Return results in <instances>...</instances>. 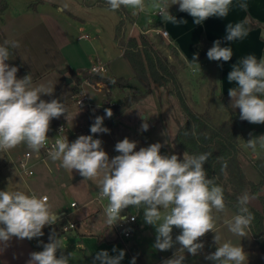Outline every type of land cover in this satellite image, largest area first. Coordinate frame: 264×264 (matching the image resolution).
<instances>
[{"label":"clouds","instance_id":"9594fccd","mask_svg":"<svg viewBox=\"0 0 264 264\" xmlns=\"http://www.w3.org/2000/svg\"><path fill=\"white\" fill-rule=\"evenodd\" d=\"M111 10L131 7L144 11L145 0H106ZM163 20L177 21L170 15L171 5H179V10L188 13L194 24H202L210 17L226 18L234 0H152ZM239 7L247 10V3L239 0ZM247 19L226 25L224 39L228 42L243 39L248 35ZM11 48H18V41H5L0 45V151L14 149L21 144L31 152L39 153L48 144L47 133L52 119L66 114L62 102L41 99L42 95L51 96L54 87L51 82L33 85L31 75L17 78L18 68L10 66ZM207 57L213 61L228 62L233 57L230 46L221 47L220 40L207 51ZM196 62V57H194ZM198 64V63H197ZM227 81L235 83L229 88L231 107L240 110V119L252 124H264V57L259 60L248 55L232 66ZM108 118L113 115L110 108L105 109ZM104 117L96 116L90 127L92 134L108 133L103 126ZM142 123L141 129L147 131L149 124ZM60 129V133L63 132ZM249 148L256 151L264 149V135L253 137L247 142ZM137 142L124 138L115 145L119 153L111 160L102 148L100 139L92 135H80L69 143L66 135H58L48 150L52 161H59L60 167L72 172L76 170L84 180L98 181L99 199L107 200L104 207L106 223L114 226L128 220L122 215L128 208H143V220L155 228L156 239L153 247L159 251H168L178 243L181 247L162 264H184L185 251L193 256L204 249L200 238L206 233H214L217 248L205 256L214 264H245L247 254L241 244L224 240L217 231L216 213H224L226 205L223 188L208 178L204 168L210 153L189 155L186 152L181 160L178 155H162V144L157 142L135 151ZM252 197L248 193L238 198L237 214L224 223L228 232L243 238L247 236L253 214L248 204ZM135 216L132 219L135 220ZM57 213L47 196L25 194L23 191H0V252L8 246L13 237L20 240L39 238L44 235L45 226L59 222ZM173 227L181 230L173 240ZM49 243L43 244V250L30 253L27 264H69V257L57 251L64 248L63 241L55 233L50 235ZM113 251L117 249L113 248ZM125 251L110 256L107 250L96 253L93 264H120ZM130 264H136L133 257Z\"/></svg>","mask_w":264,"mask_h":264},{"label":"crops","instance_id":"0c3cea01","mask_svg":"<svg viewBox=\"0 0 264 264\" xmlns=\"http://www.w3.org/2000/svg\"><path fill=\"white\" fill-rule=\"evenodd\" d=\"M151 1L152 0H145L144 11L146 13H148L146 2L149 4ZM49 2V0H36V2L32 3L27 2L20 11L14 9L13 0H8V8L1 16V32L6 41L19 42L18 48H9L16 55L20 62L19 64L23 67L27 75H32V70L26 60L30 61L29 53L36 44L43 41V34L45 32L49 33L51 40L58 46V54L61 56L62 60L60 59L44 70L45 74L50 73L53 75L51 83L55 85L54 90L58 89V93L53 96H48L46 101L50 102L52 99H57L62 102L66 108L65 115H62L58 119L54 118L50 122V130L47 136H53L56 132L57 125L60 123H68L72 127H79L94 122L95 118L92 120L94 111L92 115L89 113H85L84 115L80 114L78 113V108L74 104L72 99L74 95L71 94L77 83L72 75V71L80 74L82 70H90L94 65L102 62L89 60V57H87L86 54L82 55L78 47L74 45L77 41L79 42L87 37L86 34L79 36L75 41L63 28L59 26L58 28H53V30L50 28L47 20H51L52 22L56 21L54 19H58L59 14L60 16L65 14V11H68V13L73 16H75V14L63 7H52ZM244 2L248 5L247 10H243L239 7V0H234V4L230 8L229 15L226 18L213 16L199 25L194 24L193 18L188 13L180 11L179 5H171L168 11L177 21H164L162 17L158 16L157 18L149 19L144 27L150 28L155 21L158 23L163 21V25L160 26V28H164L168 31V38L166 39L175 44L185 63L193 70L194 68H203L205 65L203 61L195 62L194 59V57H196L197 60L199 57L195 44L200 40L202 34H205L207 38L213 42L220 40L221 47L230 46L233 50L232 59L228 62L221 60V67L218 69L220 90L223 94H226L229 88L236 87L235 83H229L227 81L228 74L232 70L233 65L248 55H255L258 60L264 57V0H244ZM168 4H171V0H168ZM92 6L94 5L92 4ZM58 10H62V12ZM128 10L134 18V24H137L138 17H135L129 8ZM141 12L142 11H139V14ZM245 19H247V28L250 21L257 24L258 27L248 29V35L243 39L233 42L226 41L224 39L226 25L228 23L235 24ZM41 24H44L45 28L40 27ZM142 27L137 24V28L139 29L138 32L136 34L132 33L130 36H137L140 34L143 31ZM45 44H48L47 40ZM106 72L108 76H110L108 69ZM66 77H71L72 82H67L65 80ZM31 78L33 81L32 76ZM86 85L94 86L92 83L84 80L82 84H80V92H85L83 90ZM65 98L67 99L64 100ZM104 100L105 99H103V101ZM72 107L73 111L71 112ZM250 125L257 127L256 124L251 123ZM249 149L250 156L253 158L261 156L253 152L251 148ZM9 163L10 160L7 157L0 155V183L3 182L5 185H9L12 180ZM15 165L17 166L16 161ZM34 169L35 174L30 176L31 178L28 177L29 181L26 183V187H28L30 193L25 189L21 191L29 195L35 194L38 197L47 195L49 203L52 201V211L57 213V216L60 218L59 221L61 219H67V222L74 221L77 224L74 230L56 235L63 241L64 245L62 250L57 251V257L59 258L61 254L67 256L71 253L69 264H93L96 253L102 250H107L110 256L118 255L119 250H124L125 256L120 264H130L133 257H136V264H162L165 259L171 258L181 247L176 243L173 248L168 251L156 250L153 247L156 239L155 228L144 222L143 213L140 219V227L137 229L135 235L129 239L121 240L114 226H109L106 223L104 205L96 203L95 197L99 188L93 181L84 180L76 170L72 172L65 170L60 167L59 161L54 162L49 157L46 161H38ZM4 178L6 182L2 181ZM261 180L262 176L260 181ZM251 181L255 183L260 182ZM16 190H18V188L15 187L11 191ZM73 191L85 195H89L90 193L91 196L92 194L95 196L80 206L79 202L82 198H72L68 207L66 202H63L60 197L67 192L74 193ZM249 196L252 197L249 204L263 211L264 205L260 199V196L264 197L263 189L259 193V196ZM256 198H259L261 202H258ZM91 200L95 201L94 203L96 205L92 206ZM73 201L77 202L76 207H72L71 203ZM235 214L237 213L234 209L227 205L224 213H216L217 231L222 234L224 240L230 239L234 244H241L247 254V264H253L254 261V264H264V257L261 255L263 254L261 246L250 227L247 230V236L243 238L234 236L228 232L224 222L230 220ZM71 215H77V217L71 220ZM50 226L53 225L45 226L42 229L44 235L39 238L20 240L13 237L3 252H0V264H27L30 253L42 251L43 244L50 242V236L46 235L44 232ZM180 232V229L173 227L172 236L174 241L175 237L179 235ZM213 235L214 233L210 231L206 233L204 237L200 238V242L204 244V249L199 254L193 256L185 251L184 255L186 259L184 264H214L213 261L205 259L206 255L214 252L217 248L213 240ZM113 248L117 249V251L114 252ZM96 264H100V262L96 261Z\"/></svg>","mask_w":264,"mask_h":264},{"label":"rangeland","instance_id":"374dc122","mask_svg":"<svg viewBox=\"0 0 264 264\" xmlns=\"http://www.w3.org/2000/svg\"><path fill=\"white\" fill-rule=\"evenodd\" d=\"M49 1V4L52 7L66 8L76 16L75 17L69 14L68 11H65V14H62V16L59 14L58 19H54L57 23L56 21H53V23L51 20H47L48 25L52 28V30L53 28H58L59 26L63 28L72 38H74L73 40L75 41L79 36L86 34L87 37L79 42L77 41L74 45L78 47L82 55L86 54L87 57H89V60L95 62L101 61L107 66L110 76H108L107 72H104L103 75L110 77L111 79L115 77L131 78L132 82L140 85V83L135 80L134 72L116 42V27L120 20V15L117 11H113L107 7L92 6L96 0ZM27 2L32 3L36 2V0H13L14 9L21 11ZM151 2L149 4L146 2L148 13L142 11L139 14V10L128 7L135 17H138L137 24L141 27L143 26L142 28L144 32H141L140 34L147 35L155 43L156 47L165 56H167L169 62L176 66L177 75L182 83L186 101L195 111L210 112L213 120L217 124L224 121L237 124L238 122L240 123V125L238 124V133L241 144L240 160L243 165V170L247 178L259 182L261 175L255 168V163L258 160L264 161V149L257 147L255 152L257 155L261 156L253 158L250 156V149L247 142L253 137L264 135V124H256L257 127H254L250 125L251 123L248 121H242L239 118L240 110L238 108L233 109L230 106L231 98L229 94H223L220 90V82L216 65L205 64L203 68L199 67L198 69L194 68L193 70L185 63L175 44L167 40L160 33V27L157 26L158 22L155 21L150 28L144 27L145 23L149 21V19L158 17V9ZM3 3V0H0V8ZM58 11L62 12V10ZM1 16L2 13L0 9V45H5L6 40L1 32ZM134 22L133 18V20L127 24L126 36L128 38L132 36H130V34H136L139 30L137 28V24H134ZM40 27L45 28V25L41 24ZM137 36H139V34ZM46 40L48 44H45ZM9 51L11 54L6 63L10 66L17 67V78H23L27 75L26 72L19 64L20 62L14 52L11 51L10 48ZM58 52V46H56V44L51 40L49 33L45 32L43 34V41L36 44L35 47H33V50L29 53L30 61L26 60L32 70L31 76L33 77L32 82L34 86L52 82L53 75L50 73L45 74L44 70L61 59ZM93 85L94 86L86 85L83 91L88 94L89 100L93 104H103L104 108L108 106L105 104L107 101H113L116 103L115 105H117L121 103L125 95L132 93V90L130 89L123 90L113 85L103 84L102 87H100V85ZM99 87L102 89H98ZM57 93L58 89H55L52 96ZM47 97L48 95H42L41 99L46 101ZM103 99L105 100L103 101ZM96 107L98 108L101 106ZM97 108H94V115L95 112H97ZM72 111L73 107L71 109V112ZM100 116L104 117L103 126L110 130L108 133H102V148L108 153L110 160L116 155H119V153L115 151V145L124 138L137 142L135 151H139L141 147H147L153 143L159 142L162 144V155L176 154L182 160L183 154L177 150L173 139L180 124L185 122L186 117L181 111L175 96L168 93L165 89L154 88L145 98L132 103L122 114L118 115L113 113L111 118H108L104 112ZM146 117V122L149 124V128L147 131H143L141 129V125L145 122ZM25 149H27L26 145L21 144L14 149L0 151V155L7 157L10 160L9 170L10 175L12 176V180L9 185H5L3 182L0 183V191H11L15 187L20 191L24 189L28 191L26 183H28L29 178L31 177H26L15 165L17 155ZM2 181L6 182V179L4 178ZM91 181L98 186V181ZM73 192L74 193H64V195L60 197L63 202H66L68 207L72 198H82L79 202L80 206L95 196L93 194L91 196L90 193L89 195H85L80 192ZM28 193H30V191H28ZM256 200L261 202L259 198H256ZM94 202L95 201L91 200L92 206L96 205ZM103 202L105 203V200ZM96 203L102 204L98 201H96ZM50 204H52V201ZM76 217L77 215H71L72 219H70L74 220ZM65 221L67 223V219ZM261 255L264 257L263 254ZM245 264H247V262H245Z\"/></svg>","mask_w":264,"mask_h":264},{"label":"trees","instance_id":"16d2710c","mask_svg":"<svg viewBox=\"0 0 264 264\" xmlns=\"http://www.w3.org/2000/svg\"><path fill=\"white\" fill-rule=\"evenodd\" d=\"M1 13L8 8V0H3ZM94 6L107 7L106 0H96ZM120 15V20L116 27L115 38L118 46L123 50V56L129 62L134 78L139 84L132 82L131 78L115 77L111 79L101 73H94L91 70H82L80 74L72 71L76 85L71 95L80 92V84L84 80L95 85H113L120 89H130L132 93L125 95L120 104L112 107H95L94 117L100 116L106 108H110L113 113L122 114L134 102L145 98L154 88L165 89L177 99L181 111L186 117L185 122L180 124L173 142L181 154L185 152L189 155L210 153L204 168L208 178L213 179L216 185L223 188L225 205L238 211V198L244 194L259 196L264 186V161L258 160L255 163L256 169L262 176L259 183L249 180L243 170L240 160L241 144L239 137V126L237 123L224 121L215 123L210 112H197L186 101L182 83L177 75L176 66L171 64L167 58L155 45V43L145 34L139 36H126L127 24L133 20V16L127 7L121 6L116 10ZM163 25L160 21L157 26ZM258 27L253 22L248 23V29ZM162 39V38H161ZM214 45L205 34L195 44L199 54L198 61H203L207 65H216L217 70L221 67L220 61L209 60L207 51ZM228 94V93H226ZM70 95V96H71ZM69 98V97H68ZM65 98L64 100H66ZM183 159V157H182ZM264 205V197L260 196ZM249 211L254 219L250 229L257 238L264 254V210L248 204ZM66 221L61 219L57 225L48 227L44 232L50 236L53 233L61 235L64 233L63 226Z\"/></svg>","mask_w":264,"mask_h":264},{"label":"built area","instance_id":"2783aa9c","mask_svg":"<svg viewBox=\"0 0 264 264\" xmlns=\"http://www.w3.org/2000/svg\"><path fill=\"white\" fill-rule=\"evenodd\" d=\"M158 16L161 17L159 10H158ZM159 31L165 38H168V31L166 29L160 28ZM90 70L94 73L103 74L104 72L107 71V67L103 63H98L94 65ZM100 87H102L101 84H100ZM100 87L98 89H102ZM72 99L74 101L75 106L78 108V113L83 114V115L85 113H89L90 115H92L94 108L96 106L104 107L103 104H100V105L93 104L89 100V96L85 92H80V93L75 94L72 97ZM105 104H107L108 106H114L116 103L113 101H107V103ZM91 125L92 124L89 123L86 126L72 127L68 123L58 124L55 134L53 136H48L49 138L48 144L44 148H42L38 154L31 152V150L27 148L17 155V159H16L17 166L19 167L20 171L27 177L33 176L35 174V169H34L35 164L38 161L47 160V158L49 157L48 150L51 148L52 144L55 141V138L58 135H66L69 143L74 142L80 135H92L93 139H100L102 141V133L92 134L90 132ZM61 128L64 129L62 133H60ZM44 196H47V195H44ZM95 199L96 201L101 202L104 205V207L107 204L106 199H105V203L103 202L104 200L99 199V190L97 191ZM71 205L72 207H76L77 202L73 201ZM142 213H143L142 208L138 210L136 208H131V207L126 209L125 212L122 213V215L128 216V220L126 222H121V223L114 225V228L121 240L129 239L135 235V233L137 232V229L140 227V219L142 217ZM132 216L136 217L135 220L132 219ZM76 227H77L76 222L68 221L63 226V231L67 233L71 230H74Z\"/></svg>","mask_w":264,"mask_h":264},{"label":"water","instance_id":"95a60500","mask_svg":"<svg viewBox=\"0 0 264 264\" xmlns=\"http://www.w3.org/2000/svg\"><path fill=\"white\" fill-rule=\"evenodd\" d=\"M65 80H66L67 82H72V78H71V77H66ZM238 124L240 125L239 122H238Z\"/></svg>","mask_w":264,"mask_h":264}]
</instances>
